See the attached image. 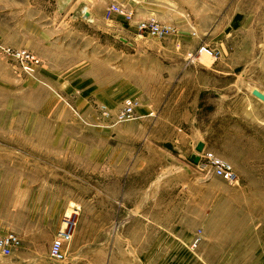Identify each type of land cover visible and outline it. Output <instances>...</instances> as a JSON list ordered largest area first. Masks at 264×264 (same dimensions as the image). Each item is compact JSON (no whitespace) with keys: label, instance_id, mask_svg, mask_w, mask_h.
Here are the masks:
<instances>
[{"label":"rangeland","instance_id":"1","mask_svg":"<svg viewBox=\"0 0 264 264\" xmlns=\"http://www.w3.org/2000/svg\"><path fill=\"white\" fill-rule=\"evenodd\" d=\"M117 1L134 19L105 11L98 43L75 0H0V234L20 239L0 264H153L145 193L153 225L188 231L180 264H264V101L250 91H264V0H161L146 15ZM147 15L178 31L139 34ZM6 48L39 62L28 69ZM128 97L134 114L119 120ZM198 140L234 181L191 159ZM118 197L137 200L136 260L115 232ZM65 215L72 236L56 260Z\"/></svg>","mask_w":264,"mask_h":264},{"label":"crops","instance_id":"2","mask_svg":"<svg viewBox=\"0 0 264 264\" xmlns=\"http://www.w3.org/2000/svg\"><path fill=\"white\" fill-rule=\"evenodd\" d=\"M135 1L136 2L140 1V4L142 6H145V10H144L145 15L149 14L152 10L154 12H157V10L162 9V7H168L167 5L162 4L161 0H157V1L152 0L149 5H144V3H147L146 0H135ZM113 2H118V1L109 0L107 2V0H75V3L73 5L74 6L73 8H78L81 11L80 13L74 14L75 16L80 15V17L74 18L77 23L84 25L85 24L90 25L91 23H93L92 25L98 26L97 27L98 34H95V36H93L95 37L94 41H97L98 43L100 41V33H99L100 22L102 18H104L107 6ZM135 9L137 8L135 7ZM84 13H87V15H85ZM176 28L178 27L176 26ZM177 31L178 29L175 30V32ZM101 36L103 38L105 37V35H101ZM253 87H257V86H252L251 89ZM259 89L263 91L261 88ZM154 198L155 195L149 193H145L144 195H141L140 200L145 201V206L144 209H141L138 213L139 216L144 217L146 219L144 233L150 234L156 232L154 233L156 234V237L152 239V242L149 243V245L146 248V252L148 251L147 253L152 251L148 259H150L153 262V264H180V262L183 259V254L179 241L181 240L183 241L184 235L188 231L186 229H183L182 227H180L179 224L176 223H174V225H166L162 223L161 224L157 223L156 226L153 225V221L150 220L151 218H153V211L148 209L147 207H148V202L154 201ZM118 199L120 205L122 204L121 206L124 207L123 209L124 212L117 214L116 219L118 220H115L116 221L115 232L123 236V242L125 244L124 249H128L130 256L133 257L134 260H136L138 259V253L136 251L137 241L131 235L137 233V229L135 227L136 226L135 219L137 218V213H136L137 209L135 207H137V205L134 204V202L136 203L137 200H133L134 202L131 201L129 204H125L126 202L123 198L118 197ZM176 214L177 215L179 214V210L177 211ZM127 235H129V237ZM89 246H90L89 241L81 242V250H86V249L88 250ZM22 260L24 261L25 264L27 259L25 258Z\"/></svg>","mask_w":264,"mask_h":264},{"label":"built area","instance_id":"3","mask_svg":"<svg viewBox=\"0 0 264 264\" xmlns=\"http://www.w3.org/2000/svg\"><path fill=\"white\" fill-rule=\"evenodd\" d=\"M113 13L122 15L124 20L128 22L133 21L135 15L133 8L123 6L116 2L109 4L106 8V16H109ZM135 28L139 34L152 33L157 36H163L174 31L173 25L159 21L155 15H147L135 20ZM5 50L15 55L21 56L25 61L24 65L28 69H31L33 65H36L39 62L38 57H36L33 53L26 51L25 49L11 50L10 48H6ZM198 52H206L209 54L212 53V51L203 44L198 47ZM134 108L135 100L130 97L126 98L122 108L118 112L117 118L119 120L131 118L134 114ZM201 159H204L205 165L208 166L212 174L220 176L228 181H234L237 178L232 164L228 160L215 154L213 151L202 149V151L199 153L198 160ZM73 212H76V210H73ZM62 223L63 225L57 228L56 233L49 245V255L56 260L65 258V245L71 239V227L74 223V220H72L69 215H65ZM199 239L200 235L196 233L192 238L191 246H196V244L199 242ZM19 243L20 239L14 233L9 232L0 234V253L3 255L11 254L13 249L17 247Z\"/></svg>","mask_w":264,"mask_h":264},{"label":"water","instance_id":"4","mask_svg":"<svg viewBox=\"0 0 264 264\" xmlns=\"http://www.w3.org/2000/svg\"><path fill=\"white\" fill-rule=\"evenodd\" d=\"M85 15H87V13H84ZM251 93L253 95H255L257 98L261 99L262 101H264V92L261 91L259 88L257 87H253L251 89ZM203 149V142L200 140L195 144V150L196 152H193L191 154V159H193L194 161H197L199 159V153L202 151Z\"/></svg>","mask_w":264,"mask_h":264}]
</instances>
